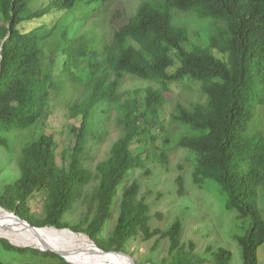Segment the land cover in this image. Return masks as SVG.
Masks as SVG:
<instances>
[{
    "label": "trees",
    "instance_id": "16d2710c",
    "mask_svg": "<svg viewBox=\"0 0 264 264\" xmlns=\"http://www.w3.org/2000/svg\"><path fill=\"white\" fill-rule=\"evenodd\" d=\"M106 1L46 0L33 7L32 0H0V147L13 151L22 132L48 116L54 94L67 103L72 118L81 117L75 143L68 148L74 153L70 169L58 165L55 134H41L23 149L20 175L0 192V206L25 215L30 199L44 193L49 199L47 215L29 219L35 226L87 233L107 251L125 250L140 234L144 240L161 234L170 238L174 251L182 222L177 220L163 233L152 230L149 205L137 199L140 184L133 179L128 185L127 179L145 166L143 155L133 153V141L165 128V93L173 90L171 83L189 79L201 83L206 100L177 103L172 120L191 132L179 136L176 145L194 154L195 173L219 186L226 207L249 220L247 231L236 240L243 264H259L258 249L264 245V215L256 204L264 182V0H144L126 22L98 34L96 28L103 22L93 21L90 28L89 18ZM175 11L210 21L207 46L191 40L190 30L175 22ZM54 12L60 18L50 27L43 19ZM52 33L59 37L56 52L46 46ZM126 74L158 87L149 85L144 95L130 93L125 99L120 88ZM101 103L115 105L117 121L126 132L98 165L95 217L87 227L73 226L61 218L93 176L83 167L81 153L90 119ZM159 151L152 148L146 159L166 156L165 149ZM177 182L182 190L184 177ZM117 202V223L104 240L101 229ZM0 244L3 251L52 256L62 259L59 264H70L51 251L17 247L4 238ZM231 259L232 251L220 247L213 263L230 264Z\"/></svg>",
    "mask_w": 264,
    "mask_h": 264
},
{
    "label": "rangeland",
    "instance_id": "374dc122",
    "mask_svg": "<svg viewBox=\"0 0 264 264\" xmlns=\"http://www.w3.org/2000/svg\"><path fill=\"white\" fill-rule=\"evenodd\" d=\"M45 2L46 0H32L31 5L39 7ZM142 2L144 0H107L101 9L91 15L88 26L93 28V21H102L103 26L96 28L98 34L104 28L112 32V28L126 22ZM174 13L175 22L190 30L191 40L202 46L209 44L208 35L211 28L208 19H200L192 13L181 14L178 11ZM59 18L60 13L54 12L46 16L43 22L51 27ZM72 19L79 18L72 17ZM3 22L4 16L0 13V23ZM59 43L58 34L52 33L46 39V46L52 52L57 51ZM149 85L158 87L137 76L126 74L120 91L124 93V98L128 99L131 96L130 93L132 97L137 94L144 95L145 88ZM171 87L173 92L165 93L168 102L161 112V120L165 128L152 129L151 132L140 139L136 138L132 143L133 153L143 155L145 166L133 171L131 178L127 179V184L130 185L133 179L139 182L140 193L137 199H144L149 205L151 216L149 225L152 230L160 229L163 233L168 231L177 220L182 222L180 244L171 251L169 237L157 234L149 240H144L140 234L131 238L125 250L121 251L134 258L136 264H214V253L220 247H225L232 251L230 264H243L241 248L236 238L247 231L249 220L226 207L227 198L219 186L211 179L195 173L194 154L189 149L176 145L179 136L191 132L187 125L172 120V113L177 103L188 105L194 101L204 102L206 95L202 91L201 83L189 79L171 83ZM49 102L48 116L46 113V118H42L22 132L13 151L0 147V192L20 175L19 160L23 149L44 133L55 134L56 140L59 141L58 165L66 170L70 169L74 153L68 151V148L75 143L74 130L81 125V117L72 118L67 103L58 100L55 94L50 97ZM118 114V109L111 103H101L93 112L84 151L81 153L83 167L92 172L93 176L83 186L80 195L75 198L72 208L63 214L62 221L73 226L87 227L95 217L98 208L95 194L100 182L98 165L108 159L113 144L126 132L125 127L119 125L117 121ZM253 129H256V126ZM166 135L169 139L167 142ZM152 148H159V152L165 149L166 156L161 157L159 153L158 159H146ZM66 149L67 152L64 154ZM179 176L184 177L182 190L177 182ZM28 204V212L25 215H19L20 218L30 222L29 219L39 220L46 217L49 199L44 197V193H37ZM256 204L264 215V182L258 192ZM118 216L117 202L113 206L110 218L101 229L100 238L107 240L110 237ZM0 238L8 239L1 236ZM258 256L259 264H264V245L258 249ZM0 261L4 264L62 263V259L57 257L31 253L19 254L3 251L1 248Z\"/></svg>",
    "mask_w": 264,
    "mask_h": 264
},
{
    "label": "bare ground",
    "instance_id": "6f19581e",
    "mask_svg": "<svg viewBox=\"0 0 264 264\" xmlns=\"http://www.w3.org/2000/svg\"><path fill=\"white\" fill-rule=\"evenodd\" d=\"M16 220L10 210L0 207V236L8 238L15 245L49 249L75 264H136L126 253L100 252L83 232L55 226L36 230Z\"/></svg>",
    "mask_w": 264,
    "mask_h": 264
},
{
    "label": "water",
    "instance_id": "95a60500",
    "mask_svg": "<svg viewBox=\"0 0 264 264\" xmlns=\"http://www.w3.org/2000/svg\"><path fill=\"white\" fill-rule=\"evenodd\" d=\"M0 207H2V206H0ZM2 208H4V207H2ZM5 209V208H4ZM12 213H13V215H14V217H16L17 218V222H20V223H23V224H26V225H28L30 228H32V229H36V230H39V229H41V228H44V227H37V226H35V225H33V224H31V223H29L28 221H26V220H24V219H22V218H20L14 211H11ZM46 227V226H45ZM63 229H71V228H63ZM88 237H89V239L94 243V244H96V246H97V248H98V250L100 251V252H103L104 251V249H102L87 233H85ZM11 242V241H10ZM12 243V242H11ZM13 244V243H12ZM15 245V244H14ZM16 246H18V245H16ZM18 247H32V246H18ZM43 251H52V250H49V249H45V250H43ZM52 252H54V253H56V254H58V252H55V251H52ZM117 252H122V251H117ZM122 253H124V252H122ZM61 256V255H60ZM63 257V256H62ZM63 258H65V257H63ZM65 260L67 261V262H69V263H71V264H75V263H73V262H71L70 260H68L67 258H65ZM132 260H133V262H135V259L134 258H132ZM146 264H151V263H146Z\"/></svg>",
    "mask_w": 264,
    "mask_h": 264
},
{
    "label": "clouds",
    "instance_id": "9594fccd",
    "mask_svg": "<svg viewBox=\"0 0 264 264\" xmlns=\"http://www.w3.org/2000/svg\"><path fill=\"white\" fill-rule=\"evenodd\" d=\"M147 82V81H146ZM3 207V206H2ZM6 209V208H5ZM8 210V209H7ZM15 212V211H14ZM16 213V212H15ZM17 214V213H16ZM19 216V215H18ZM20 217V216H19ZM30 223V222H29ZM32 224V223H31ZM47 226H50V225H47ZM37 227H39V226H37ZM43 227H45V226H43ZM56 227V226H55ZM58 228V227H57ZM69 228V227H68ZM59 229H63V228H59ZM73 230V229H72ZM74 231V230H73ZM84 233V232H83ZM89 235V234H88ZM90 236V235H89ZM8 240V239H7ZM9 242H10V240H8ZM95 241V240H94ZM96 242V241H95ZM11 243V242H10ZM97 243V242H96ZM14 245V244H13ZM16 246V245H15ZM18 247V246H17ZM31 248V247H30ZM34 248V247H33ZM103 249V248H102ZM105 250V249H104ZM105 251H107V250H105ZM110 251H114V250H110ZM52 252V251H51ZM71 264V263H70Z\"/></svg>",
    "mask_w": 264,
    "mask_h": 264
}]
</instances>
